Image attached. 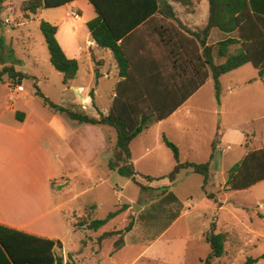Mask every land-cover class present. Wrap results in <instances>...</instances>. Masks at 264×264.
Returning a JSON list of instances; mask_svg holds the SVG:
<instances>
[{
    "label": "trees",
    "instance_id": "trees-1",
    "mask_svg": "<svg viewBox=\"0 0 264 264\" xmlns=\"http://www.w3.org/2000/svg\"><path fill=\"white\" fill-rule=\"evenodd\" d=\"M75 1L23 0L20 9L24 19L29 20L41 15L45 9L58 8ZM208 1L207 24L200 31H196L183 23L174 5L181 4L187 13H193L195 0H89L97 15L87 22V27L100 47L112 50L121 77L116 85V97L108 114L101 113L99 117H94L83 112L78 106L55 103L35 84L36 94L54 111L67 114L74 121L114 127L117 131V147L124 154V163L118 166L110 162V168L116 169L121 175L131 177L139 186L141 185L136 176L141 173L131 161L132 140L152 124L168 118L206 83L210 74L217 83L223 74L246 63H252L259 69L264 81V0ZM7 3L8 0H0V22L1 12ZM40 26L49 48L51 63L63 74V82L69 84L77 76L79 60L69 57L59 43L58 25L42 19ZM144 27L147 28L149 37L152 34L159 35L160 45L168 49V53L162 54L161 59L156 58L151 46L147 47V39L142 38L144 41L140 45L136 44L138 41L133 40L136 34L140 37ZM213 29L225 33L226 37L212 45L208 38ZM177 41L181 46L179 50L173 46ZM237 44L239 46L232 50ZM4 48V41L1 40L2 63H5ZM215 50L225 59L223 62H215ZM5 74H8L13 82H21L26 77L13 65L3 66L0 78ZM218 88L217 86V97L220 96ZM221 132L219 126L212 143L211 159L205 162L181 161L178 145L163 135L165 144L173 151L176 160L173 170L167 175L169 180L174 184L182 170L200 174L203 176L202 188L208 198L217 201L216 194L209 192L207 188L212 178L211 160L220 143ZM141 175L149 180L165 177ZM262 181L264 143L261 147L252 146L244 158L229 169L225 189L246 190ZM162 191L163 196L153 206L156 209L152 211L153 219L147 216L153 223L152 226L159 225L163 218L169 217L163 227L165 232L181 216L183 203L168 186ZM122 211L123 209L119 208L104 218H94L80 225L97 231ZM134 224L132 219L124 229L107 231L100 238L120 234L116 249H121L124 245V234L131 231ZM206 239L212 250L202 262L212 264L214 259L225 254L228 232H218L213 224L212 229L206 233ZM57 246H62L60 240L0 224V264H64L63 256L56 252ZM257 260L258 258L250 256L242 264H255Z\"/></svg>",
    "mask_w": 264,
    "mask_h": 264
},
{
    "label": "crops",
    "instance_id": "crops-1",
    "mask_svg": "<svg viewBox=\"0 0 264 264\" xmlns=\"http://www.w3.org/2000/svg\"><path fill=\"white\" fill-rule=\"evenodd\" d=\"M82 1L84 0H76L60 8L74 9ZM174 5L179 12L177 7L179 4L174 3ZM91 10L89 20L97 15L95 9ZM67 12L62 17L59 15L47 18L51 23L58 25L57 38L66 54L71 58H77L80 64L77 76L69 84L63 82V91L76 90L79 100L76 98L73 105L80 107L83 112L94 117H99L101 113L108 114L116 97V85L121 80L115 56L111 49L102 48L96 43L87 25L85 26L87 32L80 38L71 25L72 20L75 19L68 17ZM191 14H178V16L192 30H196V26L203 29L208 18L202 25H198L191 20ZM81 20H83L82 14ZM215 30L218 31L213 29L211 35ZM144 34L140 37L137 34L134 35L133 40L138 41L137 45L147 39L145 40L147 47L151 46L160 59L162 54L168 53V49L160 45L159 35L152 34L149 37L148 31ZM173 46L176 50L181 47L178 41L176 44L173 43ZM81 57L88 59L82 75ZM16 70L26 75L21 82H13L6 75L0 78V224L60 240L62 244H65L63 236L56 231L49 215L64 206L61 200L57 201L55 189L59 191L57 189L70 184L67 176L71 172L69 167L73 169L71 165L77 166L84 179H92L98 166H108L115 160L117 151L120 152L118 158L122 161L124 154L117 147V131L114 127L74 121L67 114L54 111L36 94L34 87L35 84L40 85L42 79L47 81V76L44 74L40 76L39 73L30 75L22 68H16ZM228 74L233 75L231 77L235 79V82L230 84L228 92L219 97L214 93L213 97V104H216L218 111H221L218 117L220 116L223 122V113L227 111L229 114L235 113L248 119H244L241 125L236 123L238 127L218 125L222 132L215 156L211 160V170L219 165L226 172L243 159L252 146L261 147L264 143V124L258 123L261 118V108L264 107V81L259 74V69L252 63H246L220 77ZM29 77L34 87L31 92L24 84ZM211 80L213 77L210 74L206 83ZM16 85H23L24 90L17 91ZM199 90L168 118L152 124L132 140L131 161L134 165H141L143 172L141 174L156 175L147 165L161 162L162 154L158 150L164 152L165 157L170 160L171 152L167 149L169 147L165 144L163 135L178 145L181 161L182 159L194 162L210 161L213 152L212 143L217 131L214 136H207L206 142H198L199 128L190 107H187L188 102ZM38 98L41 101L35 100ZM99 100L106 102L101 104ZM218 103L221 105L218 106ZM244 122L249 123L248 129L245 128ZM166 123H169L171 127L165 128ZM156 128L158 130L155 132ZM154 132L160 139L157 143L152 142L151 139V134ZM161 139L167 148L164 147ZM217 150L221 151L219 159L216 155ZM172 155L174 156L173 153ZM228 156L234 162L229 168L226 166ZM108 169L109 171L102 176L108 177L110 171L115 172L109 166ZM137 171L139 172L138 169ZM96 175L99 176V174ZM211 175L213 177L212 171ZM253 187L240 191L226 189V199L231 193L251 191ZM227 201L218 199L215 201L219 202L220 209L227 210L232 216V224L227 223L228 226L223 230L228 232L227 242L230 237H235L239 239V243L244 242L246 245L264 241V221L262 220L264 219V203L255 199L258 209L255 210L252 206L246 205L243 207L244 213L241 214L234 208L235 204L230 206ZM234 222H236L235 225Z\"/></svg>",
    "mask_w": 264,
    "mask_h": 264
},
{
    "label": "rangeland",
    "instance_id": "rangeland-1",
    "mask_svg": "<svg viewBox=\"0 0 264 264\" xmlns=\"http://www.w3.org/2000/svg\"><path fill=\"white\" fill-rule=\"evenodd\" d=\"M84 1L74 7L76 11H80L83 20H72L71 22L80 38L87 32L85 26L91 20L88 19L92 12L91 9H95L89 0ZM21 2L22 0H8L1 12L0 42L4 41L5 63L0 62V67L13 65L18 69H24L30 75L35 73H39L40 76L46 75V83L42 79V83L37 84L45 95L55 103L73 106L76 98L79 100L77 92L75 89L63 91V74L51 63L49 48L40 26L42 19L48 20L50 16L59 15L62 17L68 9L50 8L41 16L26 20L20 9ZM195 2L194 12L190 17L194 23L202 25L209 15V1L195 0ZM177 7L180 10L178 14L187 13L181 4ZM196 28V31L201 30L198 26ZM146 29V27L142 28L140 35L144 36ZM225 37V33L215 30L209 43L213 45ZM238 46V44L233 46L232 50ZM214 56L216 63L225 60L218 55L216 50ZM157 57L159 58L158 55ZM87 63L88 59L81 57V75ZM231 76L233 75L228 74L220 77L217 83L214 79L206 83L188 102L187 107H190L191 114L199 128L198 142L200 143L206 142L207 136H214L219 124L238 127L244 119H248L235 113L229 114L227 111L223 113V122L220 116L218 117L221 111H218L219 108L217 109L216 104H213L214 93L217 92V86L220 96L228 92L230 84L235 82ZM24 84L30 92L34 90L35 86L33 87L31 77L27 78ZM35 100L41 101L40 98ZM99 102L103 104L106 101L99 100ZM219 105L221 104L218 103ZM260 114L261 118L258 123L263 125L264 107L261 108ZM236 123L239 125H235ZM166 124L165 128L171 127L169 123ZM244 126L248 129L249 123L247 122ZM157 130L156 128L154 131ZM155 132L151 134V139L152 142L157 143L160 139ZM162 144L167 148L163 141ZM167 149L171 152L170 160L165 157L164 152L158 150L162 154L161 162L147 165L155 172V178L165 177L149 180L138 174L136 179L143 188L131 177L119 174L116 169L115 172L110 171L108 177L102 176L109 171L107 168L110 165L98 166L96 174L99 176L95 174L92 179H84L77 166L71 165L73 169L69 167L71 172L67 176L70 184L57 189L59 191L55 189L57 201L61 200L64 206L49 215L56 231L65 240V244L56 247V252L64 258V264H203L202 260L208 257L212 250L206 239V233L212 229L213 224L218 232H223L228 226L227 223L232 224V216L227 210L219 208V202L208 198L202 188V175L183 170L180 174L178 173L174 184L169 180L167 175L173 170L176 161L172 150ZM119 153L116 152L117 156L112 162L118 166L124 163L118 158ZM216 155L219 159L221 151L217 150ZM232 160L228 156L227 168L234 164ZM182 161L187 160L182 159ZM135 166L140 173H143L140 164H135ZM211 171L213 177L207 189L209 192H214L219 201L228 200L230 206L235 204L234 208L241 214L244 213L243 207L246 205L252 206V209H258L255 199L264 203V182L254 186L251 191L231 193L226 199V189L223 188V184L228 178V172L221 169L219 165ZM166 186L180 198L183 210L181 216L164 232L163 227L169 221V217L163 218L159 225L152 226L153 223L148 216L153 219L152 211L156 210L153 206L160 201L163 196L162 190ZM136 206L140 208L135 209ZM119 208L123 211L97 231L88 229L86 225H80L94 218H104L111 211ZM132 219L135 221L134 227L124 234V245L121 249H116V241L120 234L100 238L107 231L124 229ZM250 256L258 258L255 264H264V241L246 245L244 242L238 243L237 238L230 237L226 243L225 254L214 259L212 264H242Z\"/></svg>",
    "mask_w": 264,
    "mask_h": 264
},
{
    "label": "built area",
    "instance_id": "built-area-1",
    "mask_svg": "<svg viewBox=\"0 0 264 264\" xmlns=\"http://www.w3.org/2000/svg\"><path fill=\"white\" fill-rule=\"evenodd\" d=\"M67 16L68 17H71V18H73L75 20H81V14H80V12L79 11H76L75 9L68 10ZM15 89L17 91H23L24 90V87H23V85H16L15 86Z\"/></svg>",
    "mask_w": 264,
    "mask_h": 264
},
{
    "label": "water",
    "instance_id": "water-1",
    "mask_svg": "<svg viewBox=\"0 0 264 264\" xmlns=\"http://www.w3.org/2000/svg\"><path fill=\"white\" fill-rule=\"evenodd\" d=\"M138 208H140V207H139V206H136V207H135V209H138Z\"/></svg>",
    "mask_w": 264,
    "mask_h": 264
}]
</instances>
